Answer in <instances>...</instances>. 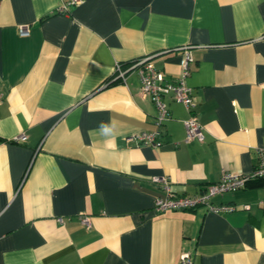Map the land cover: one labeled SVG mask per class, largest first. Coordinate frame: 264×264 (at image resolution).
<instances>
[{"label":"crops","instance_id":"crops-1","mask_svg":"<svg viewBox=\"0 0 264 264\" xmlns=\"http://www.w3.org/2000/svg\"><path fill=\"white\" fill-rule=\"evenodd\" d=\"M62 1L0 0V264H179L185 251L192 264H264V177L214 195L234 207L220 213L154 211L165 191L152 180L192 195L256 165L264 0H82L63 13ZM184 49L201 141L183 142L188 112L167 96L154 123L136 71L108 84L142 57L174 77ZM157 127L159 147L131 138Z\"/></svg>","mask_w":264,"mask_h":264},{"label":"built area","instance_id":"built-area-1","mask_svg":"<svg viewBox=\"0 0 264 264\" xmlns=\"http://www.w3.org/2000/svg\"><path fill=\"white\" fill-rule=\"evenodd\" d=\"M82 0H63L57 7L59 12H67L69 7L80 3ZM18 33L22 36L29 33L27 24L19 25ZM148 57H142L131 61L127 66H123L117 62L115 64L114 75L111 82L126 83V75L130 71H136L140 81V88L144 95L148 96L154 106L155 115L154 123L160 126L169 118L168 107L165 104L164 97L167 96L183 105L188 112L187 116L182 120L185 129L183 142L190 140H203V125L198 119L195 110V102L193 99L191 88L186 83V78L190 72V63L193 60L188 49H184L183 59L180 63L179 72L174 77H166V75L155 69L148 62ZM110 82H108L109 84ZM160 130L157 127L154 130H142L134 132L131 138L138 144H147L152 147H159L162 143L160 140ZM19 135V138H22ZM264 177V146L258 149L257 162L249 173H239L229 170L222 171L219 179L215 182L208 183L199 192L188 195L183 193H174L170 186V180L165 175H154L152 180L159 183L164 189V195L155 197L153 209L154 211H164L168 209H190L199 205L206 206L209 212H227L234 209L233 206L227 204H215L211 198L214 195L222 194L243 188L248 180L252 178ZM264 202V201H262ZM248 207V205H244ZM80 222L89 227L91 225L90 215L79 213ZM59 221L62 217H57ZM179 264H192V258L188 251L181 254Z\"/></svg>","mask_w":264,"mask_h":264},{"label":"clouds","instance_id":"clouds-1","mask_svg":"<svg viewBox=\"0 0 264 264\" xmlns=\"http://www.w3.org/2000/svg\"><path fill=\"white\" fill-rule=\"evenodd\" d=\"M104 128V130H107V126H102Z\"/></svg>","mask_w":264,"mask_h":264},{"label":"trees","instance_id":"trees-1","mask_svg":"<svg viewBox=\"0 0 264 264\" xmlns=\"http://www.w3.org/2000/svg\"><path fill=\"white\" fill-rule=\"evenodd\" d=\"M123 65V64H122ZM128 65V64H127ZM127 65H125V66H127ZM111 83H113V82H110L109 84H111Z\"/></svg>","mask_w":264,"mask_h":264}]
</instances>
